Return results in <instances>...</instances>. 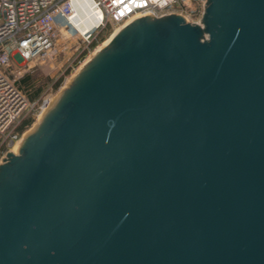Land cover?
Instances as JSON below:
<instances>
[{
	"label": "water",
	"instance_id": "water-1",
	"mask_svg": "<svg viewBox=\"0 0 264 264\" xmlns=\"http://www.w3.org/2000/svg\"><path fill=\"white\" fill-rule=\"evenodd\" d=\"M137 18L0 163V264H264V0Z\"/></svg>",
	"mask_w": 264,
	"mask_h": 264
},
{
	"label": "built area",
	"instance_id": "built-area-1",
	"mask_svg": "<svg viewBox=\"0 0 264 264\" xmlns=\"http://www.w3.org/2000/svg\"><path fill=\"white\" fill-rule=\"evenodd\" d=\"M75 0H0V158L20 140L17 126L31 105L14 79L10 77L14 57L29 61L46 56L54 45L57 22L72 24L76 18ZM98 21L94 29L106 24L124 26L149 16L177 13L186 21L200 24L201 9L187 8L182 0H87ZM93 29V30H94ZM92 30V31H93ZM91 31V32H92ZM91 32L82 35L88 40ZM39 105L43 110L45 102Z\"/></svg>",
	"mask_w": 264,
	"mask_h": 264
},
{
	"label": "rangeland",
	"instance_id": "rangeland-1",
	"mask_svg": "<svg viewBox=\"0 0 264 264\" xmlns=\"http://www.w3.org/2000/svg\"><path fill=\"white\" fill-rule=\"evenodd\" d=\"M182 3L186 5L188 9L194 7L199 10L202 7V2L200 0H182ZM76 23V18L72 20V24H64L62 21L58 20V31L54 39V45L46 56L29 61L14 57V64L10 72V77L14 79V82L17 84V82L27 74L30 76L28 84H17L31 105V107H28L30 109H27L28 111L23 113L22 119L19 122L20 124L23 119L27 117L31 118V123L23 129V134L28 131L36 121L38 114L41 112L39 105L42 101L47 99L45 104H48L63 89H67L69 84L74 80V75L81 72L90 62L91 56L95 52L97 46L121 27L109 23L106 24L105 27L94 29L96 23L92 29L86 34H83V31L77 27ZM89 24V21H84L82 28L88 27ZM90 32L91 35L88 40L83 39L81 34L87 35ZM93 42L94 44H92ZM110 42L107 45H110ZM56 81H59V84L54 88V83ZM36 91L37 95L34 98H30ZM33 132L34 130L30 131L27 136ZM15 145H21L20 140ZM1 162L2 158H0V163Z\"/></svg>",
	"mask_w": 264,
	"mask_h": 264
},
{
	"label": "bare ground",
	"instance_id": "bare-ground-1",
	"mask_svg": "<svg viewBox=\"0 0 264 264\" xmlns=\"http://www.w3.org/2000/svg\"><path fill=\"white\" fill-rule=\"evenodd\" d=\"M74 9H75V13H76V25L78 28H80L81 31H83V34H86L90 29H92V27L97 23L98 21V17L94 16L92 9L90 7V4L87 0H75L74 1ZM84 21L88 22L89 21V25L88 27H84L83 23ZM125 26V25H124ZM123 28V26H121L119 29H117L114 33H112L108 39H105L103 42H101L97 48L95 49V52L93 53V55L91 56V60L90 62L100 53L101 49L105 46H107V44L110 42V40L115 36V34L121 29ZM84 29V30H83ZM89 62V63H90ZM88 63V64H89ZM81 71V70H80ZM80 72L76 73L73 77L74 80L77 79L78 75ZM67 93V89H63L53 100H51L48 104H45V106L43 107V110L38 114L36 121L34 122V124L32 125V127L26 131L22 138L20 139V144L23 141V138H25L24 136H27V134L32 131V130H37L39 128V125L41 124V122L43 121V119L45 118V116L55 108V106L58 104V102L65 96V94ZM20 145H15L13 147V149L10 151L12 153H17V150L19 148Z\"/></svg>",
	"mask_w": 264,
	"mask_h": 264
},
{
	"label": "trees",
	"instance_id": "trees-1",
	"mask_svg": "<svg viewBox=\"0 0 264 264\" xmlns=\"http://www.w3.org/2000/svg\"><path fill=\"white\" fill-rule=\"evenodd\" d=\"M92 44H94V42ZM29 79H30V76H29V74H27L23 78H21V80H19V82H17V84L18 85H19V83L28 84ZM58 84H59V81H56L54 83V88H56L58 86ZM36 95H37V91L34 94H32L30 96V98H34ZM30 123H31V118L30 117H27V118L23 119L21 121V123L17 126V131L18 132L23 131V129L26 128Z\"/></svg>",
	"mask_w": 264,
	"mask_h": 264
}]
</instances>
